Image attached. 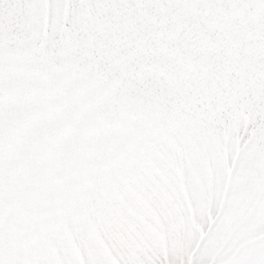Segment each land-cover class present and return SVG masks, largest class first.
<instances>
[{
    "label": "snow or ice",
    "instance_id": "6c2138e0",
    "mask_svg": "<svg viewBox=\"0 0 264 264\" xmlns=\"http://www.w3.org/2000/svg\"><path fill=\"white\" fill-rule=\"evenodd\" d=\"M0 264H264V0H0Z\"/></svg>",
    "mask_w": 264,
    "mask_h": 264
}]
</instances>
